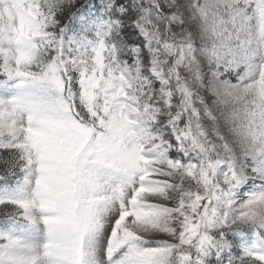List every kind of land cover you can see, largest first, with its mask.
Here are the masks:
<instances>
[{"label": "snow or ice", "instance_id": "snow-or-ice-1", "mask_svg": "<svg viewBox=\"0 0 264 264\" xmlns=\"http://www.w3.org/2000/svg\"><path fill=\"white\" fill-rule=\"evenodd\" d=\"M0 264H264V0H0Z\"/></svg>", "mask_w": 264, "mask_h": 264}]
</instances>
